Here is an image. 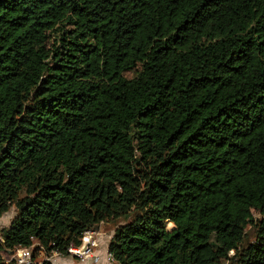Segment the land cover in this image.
<instances>
[{"label": "trees", "instance_id": "obj_1", "mask_svg": "<svg viewBox=\"0 0 264 264\" xmlns=\"http://www.w3.org/2000/svg\"><path fill=\"white\" fill-rule=\"evenodd\" d=\"M13 206L0 264L106 220L112 264H264V0H0Z\"/></svg>", "mask_w": 264, "mask_h": 264}, {"label": "built area", "instance_id": "obj_2", "mask_svg": "<svg viewBox=\"0 0 264 264\" xmlns=\"http://www.w3.org/2000/svg\"><path fill=\"white\" fill-rule=\"evenodd\" d=\"M109 231L103 230L101 227L99 228H90L87 229L79 243L72 244L68 247V251L65 254L74 255L80 259H85L88 256H94L95 260L99 258L98 254H96L97 245L100 241L101 237L108 236ZM40 250H44L40 248ZM62 254L56 250L53 251L49 258H52L53 255ZM107 257L110 261H113V254L111 251L108 250ZM4 258V257H2ZM11 261L13 264H33L34 257H33V247H19L16 251L13 252L11 257Z\"/></svg>", "mask_w": 264, "mask_h": 264}, {"label": "crops", "instance_id": "obj_3", "mask_svg": "<svg viewBox=\"0 0 264 264\" xmlns=\"http://www.w3.org/2000/svg\"><path fill=\"white\" fill-rule=\"evenodd\" d=\"M13 216L14 215L11 216V219ZM10 222H11V220H10ZM10 222H2L1 223L0 240L2 238V228L5 225H8ZM103 222L101 221L97 225V228H99L101 226H106L105 224H102ZM115 228H116V226L114 225V227H112L111 229H108V231H109L108 236H104V237L100 238V241L97 245V250H96V254H98V256H99V258L97 260H95L94 256H88L85 259H80V258H78L74 255H70V254H56V255H53L52 258H50L52 261V264H112V261H110L107 257V252L109 250L110 238H111ZM1 254L7 260H11V257L13 255V251L3 250V251H1ZM37 254H39V255L38 256L33 255L34 263H40L46 257L44 250H40Z\"/></svg>", "mask_w": 264, "mask_h": 264}, {"label": "rangeland", "instance_id": "obj_4", "mask_svg": "<svg viewBox=\"0 0 264 264\" xmlns=\"http://www.w3.org/2000/svg\"><path fill=\"white\" fill-rule=\"evenodd\" d=\"M128 74H131V72H128ZM15 212H16V208H15V206H13L5 214H3L2 216H0V226H1V223L2 222H10L11 216L14 215ZM253 215H254V217H259V216L264 215V208L262 209V211H258L257 209H253ZM102 224H105L106 225V226H101V229H103V230H108V229H111L112 227H114V222L109 221V220L104 221ZM171 225H172L171 222H169V226H171ZM249 235H251V233ZM38 255L39 254H37V256ZM3 259L7 260L5 257Z\"/></svg>", "mask_w": 264, "mask_h": 264}]
</instances>
